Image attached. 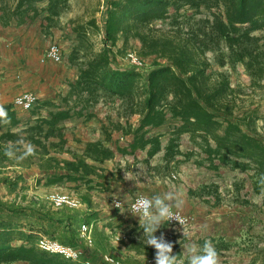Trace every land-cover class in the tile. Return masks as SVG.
Segmentation results:
<instances>
[{"label":"crops","instance_id":"0c3cea01","mask_svg":"<svg viewBox=\"0 0 264 264\" xmlns=\"http://www.w3.org/2000/svg\"><path fill=\"white\" fill-rule=\"evenodd\" d=\"M16 3L0 0L10 10L5 16L0 8V105L7 109V117L0 116V136L7 134L0 140V175L22 179L10 196L0 197L37 207L51 206L46 197L52 192L75 196L79 208L54 209L52 219L37 218L38 226L48 230L39 229L38 236L83 246L78 229L86 222L92 227L87 256L93 264H114L104 254L122 264H155L149 259L155 258L156 249L146 244L142 221L128 205L138 194L178 192L184 200L180 210L195 217L194 225L185 230L168 222L155 233L172 243L173 254L182 259L185 244L211 240L218 264H264V187L256 190L254 169L211 162L189 134L180 138L182 154L165 155L169 119L146 129L145 138L159 136V151L151 153L152 143L132 146L141 116L128 117L119 99L87 101V92L75 86L83 60L70 59L75 43L71 16L48 18L47 0L23 5L14 14ZM57 42L64 48L59 60L46 56L50 44ZM121 45L119 40L116 47ZM123 61L116 55L114 64L125 67ZM238 69L244 72L243 65ZM27 92L38 96L35 107L15 106L14 98ZM13 144L17 153L9 157L5 149ZM28 144L35 151L19 158ZM183 166L179 178L175 171ZM115 199L122 205L115 206ZM116 234L124 238L115 241Z\"/></svg>","mask_w":264,"mask_h":264},{"label":"trees","instance_id":"16d2710c","mask_svg":"<svg viewBox=\"0 0 264 264\" xmlns=\"http://www.w3.org/2000/svg\"><path fill=\"white\" fill-rule=\"evenodd\" d=\"M36 1L41 0H17L13 13ZM7 7L0 5L5 16L10 14ZM71 8L70 0H47L48 18ZM69 22L75 39L70 59L83 60L75 86L87 92V101L119 99L128 117L141 116L132 146L152 143L151 153L159 151V136L145 138L146 129L169 119L165 155L182 154L180 138L189 134L211 162L254 169L256 190L264 187V139L256 125L257 110L241 106L245 90L231 79L241 64L248 88L264 89V0H98ZM99 33L97 45L92 35ZM134 41L139 57H152L145 67L125 61ZM116 55L125 67L114 64ZM21 179L3 174L0 182L12 193ZM31 205L0 198V264H83L36 246L43 229L37 218L52 219L57 211Z\"/></svg>","mask_w":264,"mask_h":264},{"label":"clouds","instance_id":"9594fccd","mask_svg":"<svg viewBox=\"0 0 264 264\" xmlns=\"http://www.w3.org/2000/svg\"><path fill=\"white\" fill-rule=\"evenodd\" d=\"M26 97L18 102L24 103ZM25 107H31V101L25 103ZM0 116L7 117V109L0 105ZM35 151L34 146L28 144L19 158H24ZM17 146L9 145L5 149V154L15 157ZM184 200L182 194L167 191L163 194L156 193L151 196H140L136 198L134 206L130 209L140 218V227L143 229V236L147 245L156 249L155 264H218V251L211 240H206L203 245L189 242L184 245V256L181 259L178 254L172 253L173 245L168 242L163 233L157 236L155 233L171 219H177V211L182 208ZM205 229L206 225L203 226ZM184 234V232H183Z\"/></svg>","mask_w":264,"mask_h":264},{"label":"built area","instance_id":"2783aa9c","mask_svg":"<svg viewBox=\"0 0 264 264\" xmlns=\"http://www.w3.org/2000/svg\"><path fill=\"white\" fill-rule=\"evenodd\" d=\"M140 196H145L143 194L135 195L129 202V209H132L135 203L136 198ZM51 204L53 209H76L81 206V201L79 198L68 195L62 197H56L52 199H47ZM115 206H121L122 201L119 199L114 200ZM177 211V219L173 218L169 221L172 226H177L185 230L190 229L195 223V217L192 214H187L181 211ZM92 227L86 222H82L78 229L79 237L83 240V246H77L69 243L62 242L54 237L47 235H39L36 240V246L49 254H58L64 259H67L72 262H82L83 264H93V262L87 256V248L91 247L93 244L92 238ZM124 236L116 234L114 237L115 241H119ZM103 259L107 262L114 264H122L120 260H117L114 256L110 254H104ZM155 258H150L149 262H154Z\"/></svg>","mask_w":264,"mask_h":264},{"label":"rangeland","instance_id":"374dc122","mask_svg":"<svg viewBox=\"0 0 264 264\" xmlns=\"http://www.w3.org/2000/svg\"><path fill=\"white\" fill-rule=\"evenodd\" d=\"M97 1L98 0H72V5L73 6L69 10V12H67L65 14V16L69 17V16H72V15H75V14H81L82 10L84 8H92V7H94V5L97 3ZM103 5H104V2L102 1V5H101V10L102 11L104 10V6ZM102 15H103V13H100V12L97 14V18H98L99 23H101L103 21L102 20ZM158 24H159V22H158ZM92 37L95 40V42L97 43V45H100V41H101V38H102V33L93 34ZM53 44L54 45L57 44V45H59L61 47V45L58 42L57 43H51L50 46H52ZM138 46H139V43L134 41L132 43V45L127 48L125 53L127 54L128 52H134L138 56L139 54L135 51V49H137ZM61 48H62V53H63V49H64L63 46ZM151 58L152 57H148V58H143L142 57L141 58L142 61L144 62V67L146 66V64H148V62H150ZM125 61L127 62L126 59H125ZM125 61H123V62H125ZM161 61H164V60H161ZM231 79L233 81V84H238V85H240L242 87L243 90H245V91H243L244 95L241 97V101L239 102L241 104V106L243 108H246V109H256L257 110L258 119L256 121V125H257V128L259 127L260 136L262 138H264V89H260V88L251 89V88H248L249 79L246 77V74L244 72H242V71H240L238 69V66H237L236 71L231 72ZM183 170H184V166L181 169H178V167H177L176 171H175V175L180 178L178 173H180L181 176H182L183 175V172H182ZM206 172L211 173L209 170L206 171ZM1 176L2 175H0V177ZM0 185H1V187L3 186V184L1 182H0ZM52 193L68 194V193H65V192H52ZM0 196H2V197L10 196V193L4 191V189L1 188L0 189ZM8 199H9V197H8ZM51 209H52V207H51Z\"/></svg>","mask_w":264,"mask_h":264},{"label":"bare ground","instance_id":"6f19581e","mask_svg":"<svg viewBox=\"0 0 264 264\" xmlns=\"http://www.w3.org/2000/svg\"><path fill=\"white\" fill-rule=\"evenodd\" d=\"M62 48L59 45H52L50 46L47 50H46V56H48L49 58L55 59V60H59L62 58ZM125 59L127 60L128 64L133 65V66H137V67H144V62L142 61V59L137 56L134 52H128L125 55ZM26 97V100L24 103H20L18 102L21 98ZM27 101H31V107H25V103H27ZM38 101V96L35 95V93L33 92H27V93H22L19 94L18 96H16L14 98L13 104L15 106L21 107L23 109H31L33 107H35V105L37 104ZM70 194H56V193H49L47 194V199H52V198H56V197H62V196H68Z\"/></svg>","mask_w":264,"mask_h":264}]
</instances>
